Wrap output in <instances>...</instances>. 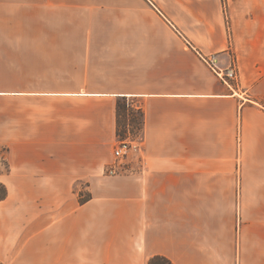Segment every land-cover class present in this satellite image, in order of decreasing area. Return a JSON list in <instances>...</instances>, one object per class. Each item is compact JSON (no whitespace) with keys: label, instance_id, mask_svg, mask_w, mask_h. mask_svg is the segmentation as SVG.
<instances>
[{"label":"crops","instance_id":"0c3cea01","mask_svg":"<svg viewBox=\"0 0 264 264\" xmlns=\"http://www.w3.org/2000/svg\"><path fill=\"white\" fill-rule=\"evenodd\" d=\"M119 6L0 0V263L264 264V0Z\"/></svg>","mask_w":264,"mask_h":264},{"label":"rangeland","instance_id":"374dc122","mask_svg":"<svg viewBox=\"0 0 264 264\" xmlns=\"http://www.w3.org/2000/svg\"><path fill=\"white\" fill-rule=\"evenodd\" d=\"M152 5L148 2V0H124L128 6H131L132 9L139 11H150L153 9L157 13H163L166 15L165 7L167 0H149ZM108 5L112 11H118L120 9L119 0H108ZM151 6V8H150ZM224 21L226 23L227 31L230 35V17L227 11V7H224ZM118 115L120 116L118 119V128L120 133L123 135L124 139H133L132 133L136 132L134 128V122L139 123V116L133 110H124L123 108L118 110ZM140 137V135H139ZM118 141H121L117 138ZM236 264H240V258H237Z\"/></svg>","mask_w":264,"mask_h":264},{"label":"built area","instance_id":"2783aa9c","mask_svg":"<svg viewBox=\"0 0 264 264\" xmlns=\"http://www.w3.org/2000/svg\"><path fill=\"white\" fill-rule=\"evenodd\" d=\"M210 66L212 69L216 70L218 76L223 80L227 81L230 84H238L239 83V73L237 68L236 61H232L230 66L224 70H221L215 66V56L212 55L209 58ZM139 139H125L118 141L114 148V163L106 166L104 172L106 175H116L120 171V165L118 163H123V160L131 155L132 153L139 150L138 146ZM238 143L240 144V139L238 137Z\"/></svg>","mask_w":264,"mask_h":264},{"label":"trees","instance_id":"16d2710c","mask_svg":"<svg viewBox=\"0 0 264 264\" xmlns=\"http://www.w3.org/2000/svg\"><path fill=\"white\" fill-rule=\"evenodd\" d=\"M121 108H123L124 110L126 109L125 104L123 102L117 105V115H118V110ZM119 117L120 116L118 115V119ZM134 128L136 132L132 133L133 139H138L140 135V130H141L140 123L134 122ZM116 137L119 138L120 140L124 139L123 135L120 133L119 128H118V121H117V127H116ZM0 173H1V164H0ZM6 196H7L6 187L2 182H0V201L4 200ZM86 198L87 197L83 198L80 196V202L83 203L84 201H86ZM147 264H172V263L163 257H152L148 260Z\"/></svg>","mask_w":264,"mask_h":264}]
</instances>
